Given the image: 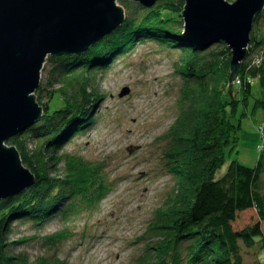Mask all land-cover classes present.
<instances>
[{
    "label": "trees",
    "instance_id": "16d2710c",
    "mask_svg": "<svg viewBox=\"0 0 264 264\" xmlns=\"http://www.w3.org/2000/svg\"><path fill=\"white\" fill-rule=\"evenodd\" d=\"M183 6L184 0H158L152 6L132 3L124 22L86 52L48 56L52 72L35 91L43 114L6 142L17 148L35 181L23 192L0 200V264H66L57 257L31 261L26 254L12 253L7 233L14 220L42 226L51 217L65 215L80 203L93 204L105 194L109 185L102 161L57 153L55 148L62 144L63 133H76L92 120L93 105L102 97L95 70L106 64L107 57L145 38L179 49L177 71L182 83L176 115L163 135L161 156L175 184L154 209L141 236L143 251L131 264H248L241 243L252 247L259 241L264 249V119L256 164L233 159L221 176H215L227 152L238 143L240 122L233 117L239 105L247 106L252 99V109L264 114V30L260 28L264 9L253 20L235 80L238 85L230 91V48L223 41L208 47L188 42L183 35ZM254 80L259 83L258 93L253 90ZM248 212L252 219L237 225ZM68 235L61 229L42 238L56 245Z\"/></svg>",
    "mask_w": 264,
    "mask_h": 264
},
{
    "label": "rangeland",
    "instance_id": "374dc122",
    "mask_svg": "<svg viewBox=\"0 0 264 264\" xmlns=\"http://www.w3.org/2000/svg\"><path fill=\"white\" fill-rule=\"evenodd\" d=\"M132 3L137 2L117 0L125 15ZM260 26L264 30V21ZM179 60L178 48L145 38L136 40L120 54L107 57L106 64L95 70L96 88L102 97L93 105L92 120L76 133H63L62 144L56 146L55 152L102 161L109 188L97 202L80 203L67 214L46 220L42 226L31 221H12L7 233L12 253L26 254L31 261L45 256L60 258L66 264H131L143 251L141 236L154 209L175 184V178L163 167L161 156L163 135L177 112L176 99L182 83L177 71ZM51 72L52 63L47 57L40 84H45ZM237 85L238 80L233 88ZM126 89L129 91L123 94ZM253 90L259 92L257 80L253 81ZM46 99L43 94L42 101ZM55 101L54 98L52 107ZM233 119L240 122L238 143L227 152L216 177L226 171L231 160L254 166L259 155L263 111L252 109L251 99L247 106L239 105ZM250 219L252 212L242 214L237 225ZM61 229L69 235L56 245L42 238ZM20 238L25 240L17 243L15 240ZM240 245L245 263L264 260L259 241L252 247Z\"/></svg>",
    "mask_w": 264,
    "mask_h": 264
},
{
    "label": "water",
    "instance_id": "95a60500",
    "mask_svg": "<svg viewBox=\"0 0 264 264\" xmlns=\"http://www.w3.org/2000/svg\"><path fill=\"white\" fill-rule=\"evenodd\" d=\"M132 1L152 6L158 0ZM263 9L264 0H184L186 40L199 47L223 41L230 48V91L247 53L253 20ZM125 16L117 0H0V200L35 181L17 148L6 142L43 114L35 91L47 57L87 51Z\"/></svg>",
    "mask_w": 264,
    "mask_h": 264
},
{
    "label": "built area",
    "instance_id": "2783aa9c",
    "mask_svg": "<svg viewBox=\"0 0 264 264\" xmlns=\"http://www.w3.org/2000/svg\"><path fill=\"white\" fill-rule=\"evenodd\" d=\"M262 147V143L261 144H258V149L260 150Z\"/></svg>",
    "mask_w": 264,
    "mask_h": 264
}]
</instances>
